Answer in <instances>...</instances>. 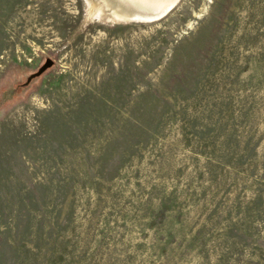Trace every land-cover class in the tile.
I'll return each instance as SVG.
<instances>
[{
    "label": "rangeland",
    "instance_id": "374dc122",
    "mask_svg": "<svg viewBox=\"0 0 264 264\" xmlns=\"http://www.w3.org/2000/svg\"><path fill=\"white\" fill-rule=\"evenodd\" d=\"M98 1L0 0V264H264V0Z\"/></svg>",
    "mask_w": 264,
    "mask_h": 264
},
{
    "label": "bare ground",
    "instance_id": "6f19581e",
    "mask_svg": "<svg viewBox=\"0 0 264 264\" xmlns=\"http://www.w3.org/2000/svg\"><path fill=\"white\" fill-rule=\"evenodd\" d=\"M175 1L176 0H174V2ZM96 3V5H98V16L105 20L123 22L133 20L144 21L161 15L168 9L167 7H162L161 2L151 4L145 0H99Z\"/></svg>",
    "mask_w": 264,
    "mask_h": 264
}]
</instances>
